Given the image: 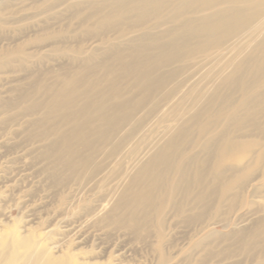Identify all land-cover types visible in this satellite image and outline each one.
Here are the masks:
<instances>
[{"label":"rangeland","instance_id":"obj_1","mask_svg":"<svg viewBox=\"0 0 264 264\" xmlns=\"http://www.w3.org/2000/svg\"><path fill=\"white\" fill-rule=\"evenodd\" d=\"M263 18L264 0H0V239L28 227L53 264H264ZM174 41L153 92L121 68L141 49L165 59ZM69 81L74 108L95 116L72 153L49 109ZM120 103L131 117L102 134ZM183 132L152 206L132 216L119 202L141 163ZM24 253L0 245V264Z\"/></svg>","mask_w":264,"mask_h":264},{"label":"bare ground","instance_id":"obj_2","mask_svg":"<svg viewBox=\"0 0 264 264\" xmlns=\"http://www.w3.org/2000/svg\"><path fill=\"white\" fill-rule=\"evenodd\" d=\"M228 15L229 14L219 13L217 18L219 20H224ZM209 18L211 19V16ZM262 21L257 22V29L261 27L260 23ZM177 42L174 41L160 46L166 56L165 59L152 60L148 59L147 57L145 58L147 50L141 49L139 54L142 55V60L141 62L137 63V66L124 64V59L120 58L121 63L123 64L121 68H123V71L126 73H132L136 75L138 83L142 86V88L151 93L154 91L155 87H159V85H161L163 82V79L155 78L154 72L157 68L163 65V63L170 62L178 55L181 45H179V42ZM111 87L112 89H116L117 86L112 85ZM76 94L77 82L69 81L64 85L63 88L55 92L54 96L49 102V109L51 111L50 114L53 115L58 111L63 112L64 117L66 118V121L70 127L69 131L62 135L60 139V145L58 146L59 150L63 152L65 151L67 153L74 152L78 144L90 145L92 143L90 135L94 129L92 127V124L95 121L94 110L91 108L92 104L85 105L79 110L75 109L74 107L77 102ZM103 107L104 105H101L100 107L98 106L100 110H102ZM132 111H134V107H129L126 105V103L115 105L113 107V115L107 116L104 114V116L100 117L104 123V126L100 132H103L102 134H107L114 131L120 121L129 119V117H131ZM183 135L184 132L180 137L169 138L164 146H161L155 151L151 152L147 159L141 163L133 179L136 183H138V187L131 189L129 193L127 192L126 194H123L119 202V205H124L131 210L132 216H135L139 208H150L152 206L156 192L163 184L166 173L173 166V155L177 153ZM231 146L232 142L226 143L224 148L225 154H227ZM60 160H62L61 156L58 157V161ZM201 179L202 176H198L197 180L201 181ZM6 230L7 229L2 226L0 228V235L2 236L1 233H4ZM10 231L13 232L11 229ZM31 232L32 231L28 227H25L21 233L17 235L13 233L14 236H12L11 239L7 238L8 240H6L5 237L3 238L4 240L0 239V245L7 244L9 245V249H24V256H26L25 264H53V259L49 253L51 247L44 248L39 252V247L36 251H30V248L32 247L30 242L32 241L30 238H28V235H31Z\"/></svg>","mask_w":264,"mask_h":264}]
</instances>
